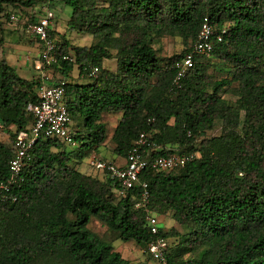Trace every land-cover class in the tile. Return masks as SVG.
Returning a JSON list of instances; mask_svg holds the SVG:
<instances>
[{
    "label": "trees",
    "instance_id": "16d2710c",
    "mask_svg": "<svg viewBox=\"0 0 264 264\" xmlns=\"http://www.w3.org/2000/svg\"><path fill=\"white\" fill-rule=\"evenodd\" d=\"M40 1L0 0V22L6 6L21 5L32 10L34 23ZM50 5L68 8V32L93 41L71 47L49 32L58 47L51 68L66 81L64 101L78 149L67 152L56 139L34 143L23 182L11 192L16 201L0 204V264H129L87 228L92 219L146 255L151 242L176 238L175 249L166 253L168 264H264V0H51ZM204 19L222 35L221 42L213 39L210 56L230 65V78L215 80L201 62L208 56L194 54L193 68L175 87L174 63L192 52ZM163 36H177L189 48L163 63L152 48ZM112 59L115 71L103 66ZM76 67L86 83L68 82ZM94 67L99 76L91 80ZM232 84L233 106L222 98ZM40 86L39 79L20 77L0 59V125L11 147L16 133L33 123L27 108L37 101ZM104 114L119 116L110 138L116 157L125 160L141 132L157 147L153 156L197 157L176 174L147 169L121 192L106 173L86 175L76 167L105 143ZM216 122L221 135L203 138L197 147L196 138ZM11 147L0 142V181L9 175ZM143 184L148 204L136 208ZM167 213L184 233H164L158 225L152 235L147 216ZM186 255L193 256L183 259Z\"/></svg>",
    "mask_w": 264,
    "mask_h": 264
},
{
    "label": "built area",
    "instance_id": "2783aa9c",
    "mask_svg": "<svg viewBox=\"0 0 264 264\" xmlns=\"http://www.w3.org/2000/svg\"><path fill=\"white\" fill-rule=\"evenodd\" d=\"M50 1L43 0L45 5L41 6V12L35 16V22L28 25L29 34L35 37L40 48L39 59L34 68L40 74L41 86L37 90V101L27 108L33 117L32 125L16 133L13 140L11 158L8 162L9 175L5 180L0 181V204L16 201L11 194L12 189L23 182V169L30 160V151L38 139H56L65 146H76L74 133L71 130L72 121L64 101L66 81L58 78L54 84L48 83L52 77L44 72L56 63L55 51L58 49L56 40L49 36V32L54 31L55 20V15L48 7ZM213 39L221 42L222 35L215 31L207 19H204L192 52L174 63L176 74L172 85L179 87V81L193 68L194 54L210 56L213 50ZM62 60L70 59L63 56ZM98 76L99 69L91 68L88 77L96 80ZM0 131H2L1 125ZM155 150L157 147L151 141L150 136L141 132L133 142L122 166L101 160L95 155L89 157L88 166L95 173H106L110 179L117 182L121 192H125L138 183L140 175L147 169L158 173H169L184 168L189 161L197 157V154L153 156ZM142 189L143 192L136 208H146L148 204L149 195L146 184L142 185ZM146 221L150 233L156 235L159 225L157 219L148 215ZM167 252L168 243L164 239H157L147 247L148 256L157 264H168Z\"/></svg>",
    "mask_w": 264,
    "mask_h": 264
},
{
    "label": "rangeland",
    "instance_id": "374dc122",
    "mask_svg": "<svg viewBox=\"0 0 264 264\" xmlns=\"http://www.w3.org/2000/svg\"><path fill=\"white\" fill-rule=\"evenodd\" d=\"M102 1L103 0H98L99 3ZM42 5L44 6L45 3L41 0L38 4L40 11L35 14H39L41 12ZM48 7L55 15L54 33L55 38H57L58 41L61 42V38H65V41H67L71 47H82L92 44L93 41L90 36L79 34L77 32H68L67 24L70 19V10L68 8L58 5H49ZM31 15L32 10L21 5H17L16 7H5L3 17L1 18L2 20L0 22V59L5 60L10 66L16 69L17 74L20 77L36 81L37 79L40 80V74L35 70L34 65L39 59L40 48L35 37L30 35L28 32V25L32 24L29 22ZM152 48L156 52L157 57L163 63H165L166 60L172 56L181 54L184 50L189 48V45L185 47L182 44L181 39L177 36H163L154 39ZM112 54H115V52L112 51ZM201 62L206 66L207 73L215 80L218 81L221 79L230 78L231 67L226 62H223L214 56H208L207 58L201 59ZM103 66L110 71H115L116 61L114 59L105 61ZM44 72L52 77L51 81L48 83L56 82L58 78H61L59 73L53 68L45 69ZM78 75V69L76 67L73 72L74 81L78 80ZM235 88H237V85L232 84L226 89V92L222 94V98L231 106H233L235 103V96L233 94ZM118 120L119 116L117 115H103L101 122L106 127V141L104 145L101 146L102 149L99 151L100 155L99 153H92L90 156H86L85 158L95 155L101 160L108 161V156L113 154V144L110 138ZM71 129L75 130V124L73 121L71 124ZM221 131V123L216 122L212 131L207 132L204 137L196 138L195 143L197 147L203 138L211 139L218 137L221 135ZM0 142L11 147V139H9L7 132L0 131ZM64 148L67 152H71L76 148L78 149L77 146H64ZM87 163L88 160H85L84 163L77 167V169L83 174H89L93 176V174H91V172L88 170L89 167L86 165ZM176 173L177 172H173V174ZM97 178H99V176ZM114 197L116 201L119 198L116 195ZM155 218L157 219L159 227L164 233H167L172 229L177 231L179 234L184 233L182 227L177 224L170 213H167L166 215H155ZM87 228L96 233L105 242L111 244L116 251L118 250L121 257L128 261L129 264H157L148 255L144 254L143 250L134 243H124L120 240H117L118 234L114 231L108 230L107 227L97 219H92L88 223ZM167 243L169 248L168 252L173 251L175 249L174 246L176 243V238L168 239ZM191 256L193 255H186L183 257V259H188Z\"/></svg>",
    "mask_w": 264,
    "mask_h": 264
},
{
    "label": "crops",
    "instance_id": "0c3cea01",
    "mask_svg": "<svg viewBox=\"0 0 264 264\" xmlns=\"http://www.w3.org/2000/svg\"><path fill=\"white\" fill-rule=\"evenodd\" d=\"M38 46H39V44H38ZM73 72H74V70L71 72V74H70V79H68V82L69 81H73V82H77L78 84H84V83H86L87 81L82 77V76H79L78 75V80H73ZM61 77V76H60ZM62 78V77H61ZM80 80H82V81H80ZM102 117H103V115H102ZM72 130V132L74 133V129H71ZM76 143V142H75ZM113 144V143H112ZM104 145V144H103ZM102 145V146H103ZM76 146H77V144H76ZM102 148L100 147L95 153H99V151L101 150ZM113 149H114V145H113V148H112V153H113ZM99 155H100V153H99ZM102 155V154H101ZM89 158H86V159H84L80 164H77L76 165V167H78L79 165H81L82 163H84V161L86 160H88ZM107 162H109V161H111V162H113V163H115V164H117V165H119V166H122L123 164H124V159H122V158H119V157H116L114 154H110L109 156H108V158H107ZM86 165H88V163L86 164ZM89 167V166H88ZM90 172H91V174H94L95 172H93V170H91L90 168L88 169ZM79 172H81V171H79ZM89 172V173H90ZM89 175V174H88ZM118 251V250H117Z\"/></svg>",
    "mask_w": 264,
    "mask_h": 264
}]
</instances>
